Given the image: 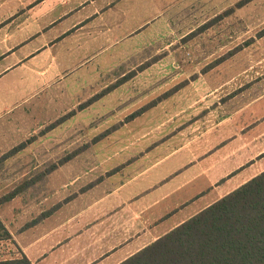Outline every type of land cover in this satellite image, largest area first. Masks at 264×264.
Returning <instances> with one entry per match:
<instances>
[{
    "label": "rangeland",
    "instance_id": "rangeland-1",
    "mask_svg": "<svg viewBox=\"0 0 264 264\" xmlns=\"http://www.w3.org/2000/svg\"><path fill=\"white\" fill-rule=\"evenodd\" d=\"M170 6L146 33L0 125V219L8 230L37 223L108 175L124 178L162 141L198 135L264 80V0Z\"/></svg>",
    "mask_w": 264,
    "mask_h": 264
},
{
    "label": "crops",
    "instance_id": "crops-1",
    "mask_svg": "<svg viewBox=\"0 0 264 264\" xmlns=\"http://www.w3.org/2000/svg\"><path fill=\"white\" fill-rule=\"evenodd\" d=\"M176 1L0 0V125L146 33ZM155 147L124 178H101L37 223L9 229L0 260L24 253L33 264H120L262 173L264 80L198 135Z\"/></svg>",
    "mask_w": 264,
    "mask_h": 264
},
{
    "label": "trees",
    "instance_id": "trees-1",
    "mask_svg": "<svg viewBox=\"0 0 264 264\" xmlns=\"http://www.w3.org/2000/svg\"><path fill=\"white\" fill-rule=\"evenodd\" d=\"M8 239L0 219V241ZM0 264L33 263L23 253ZM120 264H264V171Z\"/></svg>",
    "mask_w": 264,
    "mask_h": 264
}]
</instances>
